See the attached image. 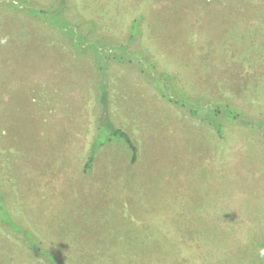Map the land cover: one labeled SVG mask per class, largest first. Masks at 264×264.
<instances>
[{"label": "rangeland", "instance_id": "1", "mask_svg": "<svg viewBox=\"0 0 264 264\" xmlns=\"http://www.w3.org/2000/svg\"><path fill=\"white\" fill-rule=\"evenodd\" d=\"M67 1L63 19L93 21L108 44L141 16L142 45L193 107L264 118V0ZM18 3L0 0V221L8 211L59 264H264V130L225 122L219 137L135 56L108 63L105 113L94 52ZM102 117L136 156L115 139L85 172ZM2 223L0 264H51Z\"/></svg>", "mask_w": 264, "mask_h": 264}, {"label": "trees", "instance_id": "2", "mask_svg": "<svg viewBox=\"0 0 264 264\" xmlns=\"http://www.w3.org/2000/svg\"><path fill=\"white\" fill-rule=\"evenodd\" d=\"M18 4L23 5L21 8L24 13L36 20L47 21L51 25L59 27L61 31L69 38L71 47L79 55H86L87 53L94 52V63L97 72L99 73V80L96 84V103L105 113L108 111V91L105 85V76L108 72V63L117 62L125 64L131 62L133 56L140 59V66L145 65L147 72L152 71V83L155 89L162 97L170 102L176 103L183 108H187L192 116L199 117L202 121L206 122L219 137H223V128L225 122L235 123L238 122L242 126L254 130L255 128L264 130V118L262 119H249V117L241 112L238 108L221 103L218 101H211L210 106L205 109L200 107H193L186 101L187 93L183 88H180L177 83L175 74L170 73L168 70L161 68L157 61L153 58L152 54L142 45V29L140 27L141 16L135 17L126 32L125 43H111L108 44L102 37H94V32L97 31V25L93 21H89V25L85 31H82L79 23L68 22L63 19V14L69 8L67 0H49L48 3H39L38 0H15ZM67 4V6H66ZM15 8L16 6H11ZM64 20V23L58 21ZM64 25V26H63ZM100 49V50H99ZM113 50V52L109 51ZM101 51V55L99 53ZM116 51V52H115ZM151 71H150V70ZM100 124L97 126V132L90 145L88 156L84 165V171L87 172L93 162V159L99 148L115 139H120L126 143L131 150V160L134 161L136 156V147L129 135L115 127L111 122L104 120L102 117ZM5 204L2 200L0 192V209ZM3 220L6 229L10 232L20 235L23 239L24 235H28L25 244L37 254L48 259L51 264H59L56 258L45 249L41 248L37 240L33 237L32 233L14 221L9 212L4 214ZM2 223V224H3Z\"/></svg>", "mask_w": 264, "mask_h": 264}]
</instances>
